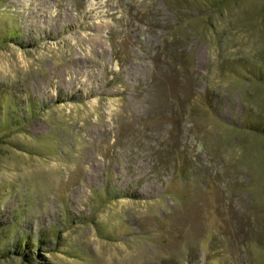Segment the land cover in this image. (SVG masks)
<instances>
[{
    "label": "rangeland",
    "instance_id": "1",
    "mask_svg": "<svg viewBox=\"0 0 264 264\" xmlns=\"http://www.w3.org/2000/svg\"><path fill=\"white\" fill-rule=\"evenodd\" d=\"M0 264H264V0H0Z\"/></svg>",
    "mask_w": 264,
    "mask_h": 264
}]
</instances>
